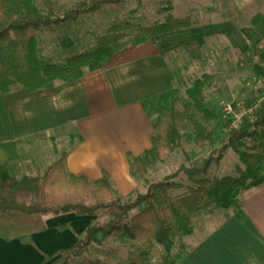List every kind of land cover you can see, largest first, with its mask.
<instances>
[{
	"label": "trees",
	"instance_id": "1",
	"mask_svg": "<svg viewBox=\"0 0 264 264\" xmlns=\"http://www.w3.org/2000/svg\"><path fill=\"white\" fill-rule=\"evenodd\" d=\"M136 1L140 5V0ZM123 3L124 0H77L73 8L63 10L58 0H0V92H10L19 87L29 92H51L56 81L71 83L88 71L100 69L105 57L119 51L127 38L132 44H139L153 36L193 25L190 16L174 17L171 14L164 21L137 28L128 20H115L105 34L96 38V45L91 50L69 56L61 64L38 58L40 32L60 30L64 37L62 42L70 43V25L79 16ZM165 9L169 10L170 6ZM258 19L255 17L252 24L255 25ZM130 29H133L132 32H128ZM252 47L253 54L258 58L253 64L254 72L264 82V49H257L254 44ZM213 79V74L202 73L185 89L195 111L208 120L215 118L205 99V91L213 86ZM153 99L162 104L156 110L151 147L140 157L127 155L131 174L140 177L146 189L136 192L124 202L112 190L107 172L103 171L98 179H88L69 171L66 152L40 176L26 178L23 184L31 188L32 195L26 194L10 172L11 165L18 159L17 142L0 143V238L7 241L22 239L41 232L46 228L44 217L47 215L75 213L97 216L99 220L88 224L76 243L63 250L61 258L50 264H68L71 259L87 253L92 244H99L109 236L139 242L141 252L123 264H149L154 244L170 254L176 235L193 233L196 214L203 210L237 209L243 191L264 183V99L253 110V119H245L238 128H229L219 145L202 159L201 165L181 164L164 178L150 182L147 178L149 167L162 162L179 146L181 135L177 112L184 114L194 134L195 146L209 147L214 136L213 131L198 127L189 114L188 106L177 95L176 88L164 91ZM257 101L255 98L251 105ZM148 103L144 104L145 109ZM248 141L252 143L247 145ZM227 149L238 155L243 166H237L234 175L212 182L207 177L209 167L218 166ZM181 173H185L192 184L186 186L184 195L173 199L168 189L174 186V179ZM132 211L134 213L131 214ZM173 262L172 258L162 264ZM80 264L111 263L100 258L84 257Z\"/></svg>",
	"mask_w": 264,
	"mask_h": 264
},
{
	"label": "crops",
	"instance_id": "2",
	"mask_svg": "<svg viewBox=\"0 0 264 264\" xmlns=\"http://www.w3.org/2000/svg\"><path fill=\"white\" fill-rule=\"evenodd\" d=\"M192 1L197 12L182 13L184 6L178 9L180 14L170 13L200 16L189 28L128 44L105 57L100 69L71 83L56 81L51 92H29L23 87L0 92V143L16 141L19 159V149L33 138L67 136L69 171L88 179H98L105 171L118 197L130 195L139 178L131 174L127 155L140 157L151 147L159 105L153 98L177 88L176 60L186 57L190 66L198 63L210 42H217L225 56L231 52L241 56L253 44L264 43V0ZM171 2L178 7V0ZM255 17L259 19L253 25ZM146 102L153 107L150 114ZM239 199L237 209L196 214L194 231L179 237L181 253L172 264H264V183L246 189ZM65 218L86 222L92 217L45 216L46 228L41 232L22 239L0 238V248L13 251L9 259L0 257V264H50L53 257L47 250L56 238L69 239L60 254L78 240L73 232L57 229Z\"/></svg>",
	"mask_w": 264,
	"mask_h": 264
},
{
	"label": "rangeland",
	"instance_id": "3",
	"mask_svg": "<svg viewBox=\"0 0 264 264\" xmlns=\"http://www.w3.org/2000/svg\"><path fill=\"white\" fill-rule=\"evenodd\" d=\"M76 1L58 0V3L63 6L64 10L73 8ZM197 1L201 3L208 2V0ZM178 3L177 7L176 2H171V0H140L139 5L136 0H124L123 4L108 6L100 12L82 14L70 25L68 33V37L71 40L70 43L64 44L62 42L64 37L60 30L40 32L37 43L38 58L45 62L61 64L69 56L91 50L96 45V38L105 34L115 20H128L133 24L134 28H137L164 21V14H167V16L172 12L175 15L180 14L181 12L178 9L184 6L187 8L182 13L197 12V10H193L195 2L192 0H178ZM213 3L214 0H210V4ZM167 6H170L169 10L165 9ZM171 6L173 7L172 11H170L172 9ZM39 7L42 8L40 3ZM208 15L211 16L212 14ZM190 17L193 22L199 19L200 16L190 14ZM211 19H216V17L213 16ZM132 30L130 29L128 32H132ZM128 44L132 45L130 38L123 41V47ZM257 45V49H264V43ZM209 46L204 49L203 58L198 63H192L193 65L190 66L187 63V58L181 57L176 60L174 66L177 69L178 76L177 95L188 106L189 114L198 127L207 128L214 132L213 142L209 147L205 148L195 146L193 142L194 134L189 129L184 114L177 112L176 117L181 135L179 146L173 153L165 157L162 162L149 167L147 178L150 182L164 178L181 164L186 166L201 165L202 159L209 154L213 147L219 145V141L226 136L230 128L232 116L224 113L225 105L230 104L235 110H240L242 107L250 106L255 98L261 101L264 99V82L260 83L261 87L259 88L256 84L260 78H258L253 69V64L258 61V58L253 54V47H250V51L241 56L233 52L229 56H225L224 52L220 50V46L217 47V42H210ZM202 73H210L214 76L213 86L205 91L206 104L215 115L213 120H208L195 111L191 101L185 94V89L190 86L192 80ZM161 104L159 102V105ZM152 108V106L147 105L145 110L150 114ZM76 140L77 137L74 138V141ZM251 143L252 141H248L247 145ZM70 146L69 138L63 135L53 139L49 137L33 138L21 146L19 159L16 163L13 162L10 172L22 185L24 192L32 195L31 188L23 184L26 178L40 176L49 165L69 150ZM237 166L242 167L243 163L233 150L227 149L220 164L209 167L207 177L212 182H216L221 177L234 175ZM138 178L139 186L130 195L120 198L123 202L133 197L136 192L145 191L144 181L140 177ZM174 180V186L168 189L173 199L184 195L186 186L192 184L185 173L179 174ZM132 213L134 212L132 211ZM46 217L56 216L47 215ZM105 219L103 218V220ZM97 220H99L97 216L87 219L86 222L65 218L57 223V229L60 232L69 230L76 234L79 239L83 235L84 228ZM181 236H175V246L170 254H166V251L160 245L154 244L150 251L151 261L149 264H162L164 261L180 254L181 248L179 244ZM68 241L69 239L67 238H56L54 240V246L47 250L53 257V260L50 259L49 263L61 258L60 248L66 247V242ZM110 251H112L111 255L107 256L106 253ZM140 252L141 246L138 241L109 236L99 244H92L87 253L71 259L68 264H80L81 259L84 257L91 259L100 258L111 264H123L128 262L133 255Z\"/></svg>",
	"mask_w": 264,
	"mask_h": 264
},
{
	"label": "built area",
	"instance_id": "4",
	"mask_svg": "<svg viewBox=\"0 0 264 264\" xmlns=\"http://www.w3.org/2000/svg\"><path fill=\"white\" fill-rule=\"evenodd\" d=\"M263 82L261 79H259L256 84L259 87H261L260 83ZM259 84V85H258ZM261 100H258L256 104L250 105L248 107H242L240 110H235L230 104H227L224 106V113L226 115L232 116V120L230 123V128H238L241 124L244 123L245 119L252 120V112L257 107L258 103Z\"/></svg>",
	"mask_w": 264,
	"mask_h": 264
},
{
	"label": "bare ground",
	"instance_id": "5",
	"mask_svg": "<svg viewBox=\"0 0 264 264\" xmlns=\"http://www.w3.org/2000/svg\"><path fill=\"white\" fill-rule=\"evenodd\" d=\"M12 253H13L12 249H10L8 247L0 248L1 259H3V258L9 259L12 256Z\"/></svg>",
	"mask_w": 264,
	"mask_h": 264
}]
</instances>
